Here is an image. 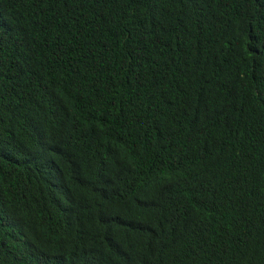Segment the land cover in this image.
I'll return each instance as SVG.
<instances>
[{
	"label": "trees",
	"instance_id": "16d2710c",
	"mask_svg": "<svg viewBox=\"0 0 264 264\" xmlns=\"http://www.w3.org/2000/svg\"><path fill=\"white\" fill-rule=\"evenodd\" d=\"M0 264H264V0H0Z\"/></svg>",
	"mask_w": 264,
	"mask_h": 264
}]
</instances>
